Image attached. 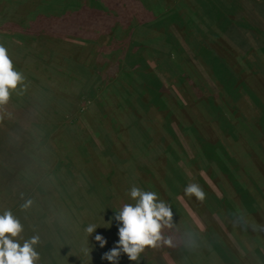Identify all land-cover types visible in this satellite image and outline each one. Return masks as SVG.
<instances>
[{
  "label": "rangeland",
  "instance_id": "374dc122",
  "mask_svg": "<svg viewBox=\"0 0 264 264\" xmlns=\"http://www.w3.org/2000/svg\"><path fill=\"white\" fill-rule=\"evenodd\" d=\"M0 46V214L37 264H109L133 186L171 243L119 264H264V0H0Z\"/></svg>",
  "mask_w": 264,
  "mask_h": 264
},
{
  "label": "clouds",
  "instance_id": "9594fccd",
  "mask_svg": "<svg viewBox=\"0 0 264 264\" xmlns=\"http://www.w3.org/2000/svg\"><path fill=\"white\" fill-rule=\"evenodd\" d=\"M23 79V75L13 68L7 49L0 46V105L9 101L11 91L22 85ZM184 191L198 200L205 198L204 191L197 184L187 185ZM128 195L134 203L124 204L114 216V220L120 225L116 245L101 257L109 264H119L122 254L131 262L137 261L140 253L146 248H155L161 242L171 243L162 235V229L173 227L171 207L160 200L154 191H145L133 186ZM30 203L29 201L22 207L27 208ZM107 224L111 227L112 221ZM96 230L94 224H89L84 229L90 236L96 233ZM22 232L23 225L11 211L0 214V264H37L39 254L35 246L39 243V237L33 236L21 243ZM94 239L101 249L107 244L101 234H95Z\"/></svg>",
  "mask_w": 264,
  "mask_h": 264
},
{
  "label": "trees",
  "instance_id": "16d2710c",
  "mask_svg": "<svg viewBox=\"0 0 264 264\" xmlns=\"http://www.w3.org/2000/svg\"><path fill=\"white\" fill-rule=\"evenodd\" d=\"M219 26H221V25H219ZM234 30V29H233ZM155 87H149L148 88V92H149V94L151 93H154L155 91V89H156V91H158L157 90V88H155ZM236 87H234V89H235ZM222 154H225V153H222ZM211 155V153H207L206 154V157L207 156H210ZM255 157V156H254ZM224 158H225V156H224ZM226 159V158H225ZM255 159H256V157H255ZM259 169V168H258ZM163 170V169H162ZM261 170V169H260ZM175 172H176V169H175ZM163 174V173H162ZM178 176V175H177ZM180 179H184V177H182V176H178ZM234 177H235V175H234ZM157 180V179H156ZM185 180V179H184ZM163 182L162 181H160V179H159V181H158V183L157 182H155V187L160 191V192H162V187H163V184H162ZM166 184H167V181H166ZM0 186H2L3 187V184H1ZM167 186V188L165 187V190H166V192L168 191V189H169V187L168 186H170V190H172L173 189V186H171V185H166ZM212 204H213V201H212ZM202 211H206L207 210V207H205V210H203V209H201Z\"/></svg>",
  "mask_w": 264,
  "mask_h": 264
}]
</instances>
